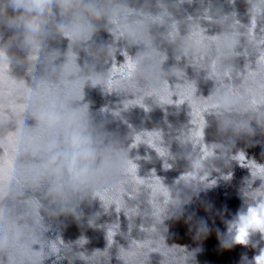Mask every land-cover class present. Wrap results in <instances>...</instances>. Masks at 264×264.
I'll return each instance as SVG.
<instances>
[{
    "label": "water",
    "instance_id": "obj_1",
    "mask_svg": "<svg viewBox=\"0 0 264 264\" xmlns=\"http://www.w3.org/2000/svg\"><path fill=\"white\" fill-rule=\"evenodd\" d=\"M8 159L0 264H250L226 222L264 199V0H0Z\"/></svg>",
    "mask_w": 264,
    "mask_h": 264
},
{
    "label": "clouds",
    "instance_id": "obj_2",
    "mask_svg": "<svg viewBox=\"0 0 264 264\" xmlns=\"http://www.w3.org/2000/svg\"><path fill=\"white\" fill-rule=\"evenodd\" d=\"M34 2L39 9L44 3V0H34ZM36 120L39 127L48 130L60 126H71L74 123V116L63 107L58 108L55 101H45L41 99L38 101L37 105ZM78 140V136L74 135L72 144L76 146ZM78 157L88 160L91 154L87 151L73 154L69 168L70 171H72ZM11 167V159L6 160L3 165H0V182L8 178ZM226 231L228 234H231L232 245L247 247L252 243V237L256 235H258L261 240H264V199L248 205L243 211L238 210L235 218L226 222ZM252 247L255 248L256 245L252 244ZM245 258H247L246 255ZM250 264H264V248H261L258 254L254 253L251 257Z\"/></svg>",
    "mask_w": 264,
    "mask_h": 264
}]
</instances>
